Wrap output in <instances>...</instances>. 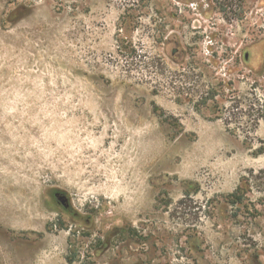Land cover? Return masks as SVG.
<instances>
[{
  "label": "rangeland",
  "instance_id": "obj_1",
  "mask_svg": "<svg viewBox=\"0 0 264 264\" xmlns=\"http://www.w3.org/2000/svg\"><path fill=\"white\" fill-rule=\"evenodd\" d=\"M0 264H264V0H0Z\"/></svg>",
  "mask_w": 264,
  "mask_h": 264
},
{
  "label": "flooded vegetation",
  "instance_id": "obj_2",
  "mask_svg": "<svg viewBox=\"0 0 264 264\" xmlns=\"http://www.w3.org/2000/svg\"><path fill=\"white\" fill-rule=\"evenodd\" d=\"M53 197L65 213L74 218L78 216V214L73 211L70 198L66 193L55 190L53 192Z\"/></svg>",
  "mask_w": 264,
  "mask_h": 264
},
{
  "label": "trees",
  "instance_id": "obj_3",
  "mask_svg": "<svg viewBox=\"0 0 264 264\" xmlns=\"http://www.w3.org/2000/svg\"><path fill=\"white\" fill-rule=\"evenodd\" d=\"M232 197L235 198V200L232 201V204H234V205L235 204H239V205L240 204H243L245 197H244V195L243 196L242 195H239L238 194V191L236 193H234Z\"/></svg>",
  "mask_w": 264,
  "mask_h": 264
}]
</instances>
